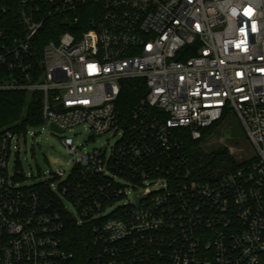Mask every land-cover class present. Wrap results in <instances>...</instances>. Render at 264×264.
<instances>
[{
    "label": "built area",
    "instance_id": "obj_1",
    "mask_svg": "<svg viewBox=\"0 0 264 264\" xmlns=\"http://www.w3.org/2000/svg\"><path fill=\"white\" fill-rule=\"evenodd\" d=\"M57 18L71 30L38 54ZM134 78L148 91L129 125L116 101ZM0 91L41 93L58 134L116 139L65 136L71 169L27 183L14 149L37 131L0 133V264H73L64 211L91 227L93 264H264V0L0 1ZM229 113L255 156L203 180L176 129L198 140Z\"/></svg>",
    "mask_w": 264,
    "mask_h": 264
},
{
    "label": "trees",
    "instance_id": "obj_2",
    "mask_svg": "<svg viewBox=\"0 0 264 264\" xmlns=\"http://www.w3.org/2000/svg\"><path fill=\"white\" fill-rule=\"evenodd\" d=\"M0 1L7 2L9 0ZM86 10L84 8L79 22V26L83 28L88 27ZM45 30H48L47 33H42L39 38L41 42L37 47L38 54H41L42 46L46 42L57 40L63 32L71 29L62 23L60 18H57L49 22L44 28ZM147 91L145 79L134 78L122 81L121 92L116 103L122 120L129 125L133 123L132 113L135 106L146 96ZM224 117L220 121L224 120ZM220 121L206 129L204 136L198 140L191 137L187 128L176 129V133L183 140L184 150L189 154L194 167V174L203 180L220 177L243 163L237 162L226 148H217L213 151H207L204 148V143ZM43 122L41 93L29 94L25 91H0V133L5 130L26 131L30 127L41 126ZM38 190L45 200L53 202L60 207V199L50 191L48 184H40ZM64 218L66 222L64 245L73 253V264H93L94 249L91 244V227L76 224L73 216L67 211H64Z\"/></svg>",
    "mask_w": 264,
    "mask_h": 264
},
{
    "label": "rangeland",
    "instance_id": "obj_3",
    "mask_svg": "<svg viewBox=\"0 0 264 264\" xmlns=\"http://www.w3.org/2000/svg\"><path fill=\"white\" fill-rule=\"evenodd\" d=\"M31 128V127H30ZM37 134H28L27 138L20 139L18 149H14L22 164L24 173L33 175L27 183H37L40 180L48 179L58 170L71 169V156L67 153L62 139L65 136L74 138L75 143L83 151L93 150L103 146L110 147L116 141L111 134L94 135L88 125L81 124L67 130L64 134H58L51 130V127H33ZM207 151L217 148L228 149L230 155L237 162H244L255 156V148L247 138L242 125L232 113L227 114L224 120L220 121L204 143ZM19 152V153H18ZM66 206H72L66 202Z\"/></svg>",
    "mask_w": 264,
    "mask_h": 264
},
{
    "label": "water",
    "instance_id": "obj_4",
    "mask_svg": "<svg viewBox=\"0 0 264 264\" xmlns=\"http://www.w3.org/2000/svg\"><path fill=\"white\" fill-rule=\"evenodd\" d=\"M52 129L57 131V132H63V130L59 129L56 125H52Z\"/></svg>",
    "mask_w": 264,
    "mask_h": 264
}]
</instances>
